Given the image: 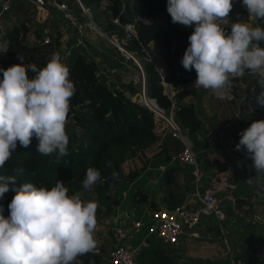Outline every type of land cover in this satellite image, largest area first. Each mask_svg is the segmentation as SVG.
Masks as SVG:
<instances>
[{"label": "clouds", "instance_id": "obj_1", "mask_svg": "<svg viewBox=\"0 0 264 264\" xmlns=\"http://www.w3.org/2000/svg\"><path fill=\"white\" fill-rule=\"evenodd\" d=\"M233 6V0H168L167 11L173 23L194 28L182 65L195 69L198 88L230 99L233 80L247 71L259 78L262 90L256 101L264 107V25L237 18L226 31ZM242 6L249 17L264 21V0H242ZM23 59L18 56L20 62L0 68V168L18 144L28 148L34 137L39 154H55L57 161L68 154L66 121L75 94L70 68L58 51L42 68L25 65ZM239 135L236 149L245 151L256 174L264 177V119L253 121ZM16 180L0 174V199ZM100 181V170L87 167L83 189ZM13 190L10 214L5 216L0 207V264H75L78 257L95 250L97 202L84 200L79 192L70 195L63 180L50 188L24 182Z\"/></svg>", "mask_w": 264, "mask_h": 264}, {"label": "trees", "instance_id": "obj_2", "mask_svg": "<svg viewBox=\"0 0 264 264\" xmlns=\"http://www.w3.org/2000/svg\"><path fill=\"white\" fill-rule=\"evenodd\" d=\"M24 1L15 0L12 7L3 15L5 19L9 14L15 15L16 21L5 32L0 30V68H7L20 62L17 60L18 56H23L25 65L35 64L38 68H42L46 66L51 54L56 51V47L52 43H45L41 40L38 30L36 33L40 41H29V35L35 29L33 28V19L26 17L31 11L34 12V15L35 8H30L31 6ZM83 1L89 5L96 4L99 0ZM124 1L127 11L121 15L122 21L134 16L136 3L141 5L143 12L154 17L152 22H140L138 37L125 43L126 48L135 55L143 54L145 57V55L155 52L159 53L158 57L164 62L165 71L155 61L145 57L143 70L149 94L155 97L168 113L173 111L176 121L188 128V135L192 137L189 139L192 142L197 141L199 145H207V141L200 140L198 136L206 134L200 109L194 101L186 100L191 92L189 84L197 78L195 69L188 71L182 65V57L189 45L188 37L191 35L189 27L172 22L167 11L168 0ZM238 1L241 2L239 7L242 9L237 10L233 7L228 17L232 22L224 25L226 31L230 32L231 24L236 22L237 18L243 22L251 18L248 16L247 9L242 6V0ZM111 2L115 12L119 13L122 0H111ZM18 18L26 19H23L19 24ZM257 22L259 25H264V21L257 19ZM106 29L108 34L119 32L120 38L124 39L123 31L112 21H109ZM107 44L102 48L100 46L98 49L92 48L91 50L94 54H101L108 65L113 64V66L122 68L127 66L124 59L134 61L120 51L116 45L109 41ZM155 44L157 48H155ZM262 46H264V42H262ZM68 67L70 68V78L75 84V94L71 99L66 121V131L70 137L68 154L59 161L55 154L50 156L39 154L37 151L38 141L35 137L28 148L18 144L11 159L6 162L3 168H0V174L17 177L16 184L10 185V190L0 199V207H2L5 216L10 214L8 205L16 194L14 188L21 186L24 182H33L37 186L44 185L50 188L56 181L63 180L70 195L82 191L86 192L87 196L90 193H95L99 197L96 216L102 214L103 218L107 217L122 203L118 194H114L118 186L121 183L135 182L147 168L151 159H145L143 165L133 168L129 172L124 170L127 161L145 154L149 148L161 140L160 147L165 148V151L157 152L156 156L164 154L166 161H170L172 156L180 153L184 147L180 138L174 136L172 132L162 136L165 130H157L153 112L145 104L133 98V95L140 90L139 84L136 85L134 80L126 84L130 95L123 88H111L106 82V77L101 78L96 75L97 61L82 49H78L75 54H72ZM246 74L249 72L246 71ZM29 76H34L30 70ZM163 76L175 91L172 96L166 91ZM2 78V73H0V79ZM252 122L253 120L250 119L247 123H243L250 125ZM109 162L111 166H108ZM217 164L221 169L225 166L218 160ZM89 166L100 170L101 181L92 189L84 190L82 182ZM21 167L24 169L23 173L14 171ZM170 172L172 171L169 168L168 173ZM113 173L117 174L116 178L113 177ZM188 187L189 184L186 189ZM257 190L262 193V183L257 182ZM132 198L137 204L149 202L148 194L140 186L135 187ZM181 199L183 200V197L170 199L168 209L182 206L177 205L180 204ZM238 202L243 205L242 200H238ZM152 204L157 208L155 203ZM245 205H249L248 202ZM97 249L98 244L94 251L78 257L77 260L81 264H103L104 250L98 252ZM165 249L167 248L162 244L152 240L150 246L142 250L139 260L143 258L144 264H151L149 259H162L163 262L169 263L171 260Z\"/></svg>", "mask_w": 264, "mask_h": 264}, {"label": "built area", "instance_id": "obj_3", "mask_svg": "<svg viewBox=\"0 0 264 264\" xmlns=\"http://www.w3.org/2000/svg\"><path fill=\"white\" fill-rule=\"evenodd\" d=\"M15 0H0V23L3 20V15L12 7ZM33 1L40 9L44 11L45 16L51 10L59 15L60 20L57 21L60 28L66 37L71 41L62 43L57 46L56 52H60L63 57L70 59L74 51L82 49L89 56L97 61L98 68L96 75L98 77H108L115 75L120 71V67L110 66L106 63L102 55L94 54L89 44L86 41V36L90 33L97 32L101 37L106 38L110 43L116 45L127 57L136 60V55L126 48V42L138 37V24L140 22L149 23L154 20L152 15L142 11L140 4L135 5V14L131 19L122 21L121 15L127 11L126 2L122 0V5L119 13H116L111 0H99L97 10L103 12L114 24L118 25L123 31L124 39L120 38L119 32L108 34L101 26L94 23V7L87 5L82 0H78L79 6L82 9L83 15H86V20L79 18L82 13L78 14L65 0H30ZM43 16V15H42ZM43 16V17H45ZM45 43L54 42V37L48 33L42 37ZM100 46L97 45V49ZM246 73V72H245ZM143 79H135V82L141 81L140 90L136 93V98L141 103L145 104L152 112L155 118V123L159 127L164 121L172 127V133L183 142V149L174 157L183 164H191L195 166L193 172L194 189L189 195L190 205L176 206L172 209L158 208L148 209L147 218L143 216L140 219H134L132 225L118 224L116 221L109 222V232L111 234L112 249L107 259H104L103 264H139V257L143 248L150 246L149 238L159 240L163 246L179 247L185 237L193 239L201 238L200 228L205 222H215L221 232H225L228 224L229 214L226 212L227 205L232 207L237 206L236 184L233 181L235 172L234 166L218 171L211 177L207 184H202L200 179V169L198 167V152L195 149L193 142L189 139L187 128L180 125L171 110L169 113L162 107L157 99L151 96L147 89L146 77L143 72ZM163 83L167 93L171 96L175 94L171 84L167 82L163 76ZM134 97V96H133ZM233 158L240 160L238 152L233 153ZM122 219H125L127 214H123ZM147 228L148 232L139 248H134L131 240L136 232ZM227 244L230 243L227 241ZM230 252V248H228ZM255 257L259 262L264 260V246L256 250ZM232 264L236 263L234 257L231 258ZM94 264V263H93Z\"/></svg>", "mask_w": 264, "mask_h": 264}, {"label": "crops", "instance_id": "obj_4", "mask_svg": "<svg viewBox=\"0 0 264 264\" xmlns=\"http://www.w3.org/2000/svg\"><path fill=\"white\" fill-rule=\"evenodd\" d=\"M27 5H32L31 7L35 8V20L33 19L34 29L31 33L34 35V39H29L30 42H35L36 39L39 38V36L36 33V30L40 33V38H42L44 35L50 33L54 37L53 45L54 47L66 43L67 41H71L64 32L58 28L57 21L60 20L59 15L54 11H49L47 15L45 16V11H40L39 7L30 0L24 1ZM97 12H99L97 10ZM101 12V11H100ZM103 13V12H102ZM80 14V13H78ZM104 14V13H103ZM45 17H43V16ZM105 15V14H104ZM8 17L3 18V22L1 25H6V30L11 28V24H13L16 21L15 15H7ZM105 17L108 19V17L105 15ZM79 18L81 20H86V15H80ZM109 21V19H108ZM246 23H250L254 26L259 25L257 22V19L255 17H251L250 20L244 21ZM94 23H97L94 18ZM98 24V23H97ZM99 25V24H98ZM0 30L5 32L4 27L0 26ZM1 33V32H0ZM97 33V32H95ZM99 34V33H98ZM30 37V35H29ZM95 37L92 36H86V41L89 45V47L97 48V45L100 44L97 43L95 40ZM56 52V51H55ZM62 59H66L63 57L64 55H61ZM110 66H113L111 64ZM119 67V66H117ZM121 68V67H120ZM129 69L128 66H123L118 73L115 75H119L121 73H125ZM245 74V73H244ZM196 78L189 84V88L191 90L190 95L186 98L187 101H194L199 109H200V115L201 119L203 120L206 128V134L203 133V135H198L200 140H203L204 142L207 141V145L202 146L199 145L197 141H193V144L195 146V149L198 152V167L200 169V179L202 184H207L211 177L215 175L218 171H221L224 168L234 166V172L236 176L237 169L244 167L245 165L242 163V157L241 153L233 147L228 146L227 144H224L225 142L218 141L217 137L220 135L219 132L223 131L224 128L232 125L234 126L235 133L239 135V132L236 130V125H233L235 120V117L227 119L226 122L222 126H220L218 123L213 124L215 121V118L217 119L218 114L221 110V108H233L231 111V115L237 116L238 113L235 115L237 109L234 108V103L232 101V98H219V103L216 105L214 104V94L210 90H205L203 88H198L195 85ZM108 79L106 82L108 83ZM116 80L109 81V86L111 88H119L121 89L119 83H116L112 85L111 83L115 82ZM132 81V80H131ZM119 85V86H118ZM244 85V82L240 81L239 79L233 80L232 87L228 90L231 94L240 97L238 99V103H242L244 100L243 96H240V89H242V86ZM239 90V93H238ZM202 93L200 94V92ZM237 102V99L236 101ZM229 110V109H228ZM222 116V114H221ZM238 120L237 122H239ZM249 121V120H248ZM244 123H247L246 121ZM245 125V124H244ZM248 126V125H246ZM245 127V126H244ZM163 130V129H162ZM168 133V130H165L162 136H165ZM169 134V133H168ZM189 134V130L187 128V135ZM189 136V135H188ZM190 137V136H189ZM206 137V139H205ZM198 139V141H199ZM181 140V139H180ZM212 141V142H211ZM162 140L157 143L158 149L161 151H165V148H161L158 145H161ZM211 144V145H210ZM238 152L240 155V160H236L233 158V153ZM243 152V156L245 159L249 160L250 158L247 156L245 151ZM148 155L150 156V163L148 164L147 168L142 172L141 176H139V179H137L135 182H130V187L132 191H134L136 186H140L142 190H145L146 193L149 196V202L142 204V212L139 217L136 216V213L134 210H131L130 208L127 210H122L121 205L119 207H116L113 212H111L110 215H108L105 218V222L108 224L109 222L116 221V218H118V224L132 225V221L134 219H140L143 216L147 218V211L148 209H158V208H168L169 200L179 199L183 197V200L181 199L179 202L180 204L177 205H190L189 195L192 193L194 189V168L195 166L192 165V167L188 164H183L181 161L177 160L176 157H174L177 154H174L172 156V159L170 161H166L164 154L160 155L161 157L156 156L158 153H152L146 151ZM215 155L213 157L212 155ZM216 160V163H215ZM217 160L221 162L222 164H225V166L221 169L219 165L217 164ZM172 167V168H171ZM169 168L172 172H169ZM153 170H160L159 173H156L154 175ZM244 170V169H243ZM148 176V180L146 182H143L144 178ZM235 181V180H234ZM254 181V182H253ZM250 182H253V186L250 187V189H247L248 184ZM257 182H260L263 184V191L262 193L258 192L257 190ZM236 184V195H237V206L234 207V210L231 209L232 207L227 205V213L235 215V211L245 213L248 216H260L264 220V177H261L256 174V170L253 169L249 173H245L241 175L235 182ZM189 184L188 189H186V186ZM151 189V190H150ZM247 189V190H245ZM244 190L246 194H244ZM157 191V192H156ZM125 195L128 197V192L125 193ZM120 197V196H119ZM126 198V197H125ZM238 200H242V204H239ZM246 202H248L249 205H245ZM152 203H155L157 205V208L153 207L154 205ZM122 204V203H121ZM234 211V212H233ZM123 214H127L125 219H122L121 216H125ZM259 217V218H260ZM255 224V222H254ZM256 225V224H255ZM229 225L227 224L226 227ZM256 227H258L256 225ZM255 227V228H256ZM251 228V232L258 231V228ZM264 232V228L262 227ZM142 231V230H141ZM140 232H136L135 237L138 236L142 239V241L145 238V235ZM233 231V229H232ZM242 231V229H240ZM220 230L217 224L215 222H205L201 228H200V234L201 238H204L203 240L199 239H193L190 237H185L183 239V243L185 242L184 247L188 249V259L193 260H199L202 261V258H206V260H203L204 264H221L225 262L224 255V241L222 240V236L220 235ZM220 237V239L218 238ZM132 244V243H131ZM133 246V245H132ZM243 246V245H240ZM181 247V245L179 246ZM178 247V248H179ZM246 247V246H244ZM236 248V247H235ZM259 247H256L254 252H247L245 254H242L240 257V260L238 264H264V260L262 262H259L257 258L255 257L256 250ZM146 248H143V250ZM142 252V251H141ZM203 254V255H200ZM235 259V258H234Z\"/></svg>", "mask_w": 264, "mask_h": 264}, {"label": "rangeland", "instance_id": "obj_5", "mask_svg": "<svg viewBox=\"0 0 264 264\" xmlns=\"http://www.w3.org/2000/svg\"><path fill=\"white\" fill-rule=\"evenodd\" d=\"M77 13H82V9L79 6V2L78 0H65ZM83 1V0H82ZM84 2V1H83ZM85 3V2H84ZM234 6L235 8H237V10H241L242 8H240V3L238 0H233ZM91 7H94L95 9H93L94 11V18L95 21L99 24V26H101V28L107 32L106 26L108 25L109 21L108 19L105 17V15L102 12H97V5L94 4H89ZM32 6V5H29ZM239 7V8H238ZM32 8V7H30ZM33 11H31V13L27 14L28 16L26 18H32L35 20V17L33 15ZM24 16V15H23ZM26 18H18V23L20 24L22 22L23 19ZM3 21H1L2 24ZM232 22V20H230V18L227 19V24H230ZM1 27H4V30H6V25H1ZM12 26V24H11ZM33 30V29H32ZM189 31L192 34V32L194 31V28L189 27ZM3 32V31H2ZM34 35L33 33L30 34L29 39L31 38V40L34 39ZM90 36L95 37V40L97 41V43H99L102 47H104L105 45H108L107 42L108 40L104 37H101L98 33L92 32L90 33ZM42 40V38H41ZM40 41L39 38L36 39V42ZM111 47V46H110ZM155 48L156 44H155ZM121 51V50H120ZM77 51H74L73 54H75ZM100 54V53H99ZM101 55V54H100ZM159 53H153L151 55H145V57L147 56L148 59H150L151 61H155V63H157L158 65L162 66V69L165 71V67L163 66V60L158 57ZM144 57L143 54H140V56L136 55V60L134 61H129L127 59V66L129 67V69L125 72V73H121L119 75H110L108 77V80L111 82L113 80H116L115 82L111 83L112 85L119 83L120 87H122L127 94H131L128 87H126L127 83H131V80L135 79H140V76L143 77V62L146 60V58ZM131 58V57H130ZM139 59V60H138ZM64 62L68 65L69 64V59L66 58L64 59ZM145 73V72H144ZM239 79L241 82H244V85L242 86V89H240V93L238 90V93L240 96H243L244 100H242V103H238V99L240 97H236L234 95L231 94V98L232 101L234 103V108L237 109L235 115L238 113L237 116L231 115V111L233 110V108H221L217 119L215 118V121L213 124L218 123L220 126H222L224 124V122H226V120L230 119V118H234L235 120H240L239 122L234 121L233 125H236V130L239 132L246 129L247 127H249L250 125L246 126L244 125L243 122H247L248 120L252 119L253 121H255L256 119H264V107H259L257 105V101H256V96L259 94V92L262 90L259 83H258V77L249 73V74H244L242 77L236 78ZM108 81V83H110ZM135 82V80H134ZM136 85H138V88L141 87L142 83L141 81L135 82ZM118 85V86H119ZM202 93V91L200 92V94ZM134 99L136 98V94L133 95ZM237 99V102H235ZM214 104H218L219 102V98L214 95ZM229 109V110H228ZM222 114V116H221ZM245 126V127H244ZM158 131H161L163 129L164 130H168V133L172 132V127L167 123V121H164L159 127H156ZM168 133L166 135H168ZM219 136L217 137L218 141H222L225 142L224 144H227L230 147L236 148V144L239 142L240 139V135H237L235 133V129L234 126L230 125L226 128H224L223 131L219 132ZM165 135V136H166ZM187 136V134H186ZM192 138V137H189ZM212 142V141H211ZM157 144H154V146L152 148H149L148 152L152 153L154 151V153L160 152L161 150L158 149V147L156 146ZM211 145V144H210ZM160 147V145H158ZM241 153V157H242V163L244 161V167H241L240 169H237V173L236 176L233 178V181L237 180L241 175L245 174V173H249L251 170H253L254 168L251 167L252 165V160L249 159H245L244 156L242 155L243 152L239 151ZM150 156H152L151 154L148 155L147 153L138 156L135 159H131L129 161H127L124 165V170L126 172H129L130 170H132L133 168L139 167L140 165L144 164L145 159L150 158ZM213 157H215V155H212ZM161 157V159H163V156H159ZM190 165V164H188ZM192 167V165H190ZM244 169V170H243ZM160 170H153L154 175L156 173H159ZM139 179V177L137 178ZM148 180V176L144 178L143 182H146ZM234 181V182H235ZM254 182V181H253ZM253 182H250L248 184L247 189H250V187H252L254 184ZM130 184L129 183H121L118 186V189L115 191V195L118 194V196H120L121 200H122V204H121V209L122 210H127V209H131L134 210V212L136 213V216L139 217L142 210H143V206L142 204H137L134 202L133 198H132V193L133 191L131 189H129ZM245 189V190H247ZM151 190V189H150ZM244 190V194H246ZM129 194V196L127 197L125 195V193ZM157 192V191H156ZM81 196L84 200H94L95 202H99V197L95 194V193H90L88 196L86 194V192L82 191ZM126 197V198H125ZM227 212V209H226ZM234 212V211H233ZM235 215L233 214H229V219H228V227H226L225 232H221L220 235L222 236V240L224 241V257H225V262L221 263V264H232L231 262V258L234 257L236 263L239 262L240 257L242 256V254H245L247 252H254V250L256 249V247H261L264 246V232L262 227L264 228V220L263 218L258 217V215L256 216H248L245 213H241L238 211H235ZM105 218H103L102 214H99L97 216V227L94 233V237L96 238V241L98 242V252H102V250H104L103 252V258L107 259L108 255L111 252V249L113 247L112 245V240H111V234L109 232V226L108 224L105 222ZM258 227H256V225ZM258 228V231H254L251 232V228ZM255 228V229H256ZM233 229V231H232ZM240 229H242V231H240ZM148 232V229L145 228L141 231L142 234L146 235ZM220 239V237H218ZM204 238H201L199 240H203ZM150 242L153 240L152 238L150 239ZM159 242L160 244H162L159 240H154ZM227 241L230 243L229 245L227 244ZM131 243L133 245L134 248H139L142 244V239L139 238L138 236H134V238L131 240ZM185 242L181 243V247H173V246H164L167 254L171 260V262L167 263V262H163L164 260L162 259H154L151 260L149 259L148 261L151 262V264H204L203 260H206V258H202V261L199 260H193V259H188L187 255H188V249L184 247ZM243 245V246H240ZM163 246V244H162ZM246 246V247H244ZM236 247V248H235ZM228 248H230V252L228 250ZM143 250V249H142ZM203 255V254H200ZM140 264H144L143 262V258H140ZM147 261V262H148ZM148 262V263H149ZM76 264H81V262H79V260L76 261Z\"/></svg>", "mask_w": 264, "mask_h": 264}, {"label": "bare ground", "instance_id": "obj_6", "mask_svg": "<svg viewBox=\"0 0 264 264\" xmlns=\"http://www.w3.org/2000/svg\"><path fill=\"white\" fill-rule=\"evenodd\" d=\"M135 55V54H134ZM139 60V59H138Z\"/></svg>", "mask_w": 264, "mask_h": 264}]
</instances>
